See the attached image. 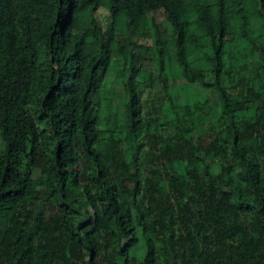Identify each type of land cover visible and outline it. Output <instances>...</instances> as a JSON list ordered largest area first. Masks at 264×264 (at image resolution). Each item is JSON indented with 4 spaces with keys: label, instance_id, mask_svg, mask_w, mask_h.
I'll list each match as a JSON object with an SVG mask.
<instances>
[{
    "label": "trees",
    "instance_id": "1",
    "mask_svg": "<svg viewBox=\"0 0 264 264\" xmlns=\"http://www.w3.org/2000/svg\"><path fill=\"white\" fill-rule=\"evenodd\" d=\"M0 139V264H264V0H0Z\"/></svg>",
    "mask_w": 264,
    "mask_h": 264
},
{
    "label": "rangeland",
    "instance_id": "2",
    "mask_svg": "<svg viewBox=\"0 0 264 264\" xmlns=\"http://www.w3.org/2000/svg\"><path fill=\"white\" fill-rule=\"evenodd\" d=\"M151 27L149 30H141L137 29L134 35L131 37L135 42L153 46L155 40L158 38L163 43L162 45L165 48H169L173 36L172 32L169 30L168 25L164 21V18L159 12H153L149 15ZM130 39H127V41ZM125 40L123 44L127 43ZM130 48V47H129ZM132 48V47H131ZM144 52L140 51V55L143 56ZM114 64V62H113ZM113 64L111 65L110 69L112 68ZM145 68L147 69L146 72H151L153 76L148 73L150 78H156L158 76V69L157 63L153 60V62L147 61L145 62ZM109 73L105 79H103V83L101 85V95L103 98L106 96L107 99L110 98V103L113 105L114 109L116 110L120 104V96L122 93V86L121 82L118 81L119 76L121 75L120 68H114ZM170 84L172 86L171 91L172 93L178 97L181 104H184L187 101L194 102L198 99H205L206 97L213 98L214 95L211 92H204L203 94H198L194 92L192 88L185 82L184 79L181 77H177L176 79H171ZM142 98L144 101L145 109L156 110L161 102L162 94L158 87L156 86H149L143 93ZM111 113V118L113 120V126L115 128H119L121 125L122 116L116 115V111ZM115 122V123H114ZM208 140V139H207ZM4 151V145L0 139V154ZM0 229V235H1ZM142 252V248L138 247L135 251L136 255H140Z\"/></svg>",
    "mask_w": 264,
    "mask_h": 264
}]
</instances>
